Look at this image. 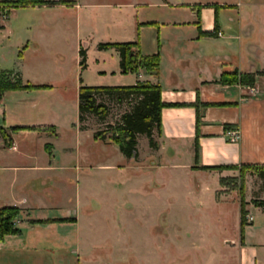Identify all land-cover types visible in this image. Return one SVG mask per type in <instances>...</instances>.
Here are the masks:
<instances>
[{"label":"rangeland","instance_id":"374dc122","mask_svg":"<svg viewBox=\"0 0 264 264\" xmlns=\"http://www.w3.org/2000/svg\"><path fill=\"white\" fill-rule=\"evenodd\" d=\"M167 1L191 5L239 4L244 16L251 20L253 41L257 42L261 35L264 40V0ZM135 3L146 7L142 14L148 19L166 18V13L169 14L160 7L163 0ZM117 10L128 13L125 20L129 21V7ZM81 11L78 25L74 22L76 11L70 9L0 11V69L15 72L23 82L51 86L39 92H7L0 102V127H4L5 119V126L54 125L60 134L54 144L60 167L69 163L65 148L80 149L82 153L92 148L90 133L78 138L72 129L77 123L78 89L105 86L95 83L94 43L114 38L105 9ZM187 13L177 9L170 15L187 20ZM27 44L29 49L24 48ZM80 46L88 50L87 65H91L83 72L78 66ZM106 66L112 70V60ZM109 107L108 125H114L128 110L126 105L109 104ZM107 141L112 144L110 135ZM15 144L19 150L29 146L39 159L38 164H44L47 154L43 143L17 136ZM2 145L0 139V208L11 206L15 198L22 197L25 200L22 208L28 212L19 213L16 220L21 222L28 223V214L30 219L76 217L68 219L74 223L65 225L23 227L21 237L11 236L4 245L0 244V264H237L236 255L228 251L240 239L238 172L236 178L225 179L221 185L224 190L215 197L203 193L196 199L190 196L192 187L184 184L181 177L172 179V183L168 176L140 171L134 166L138 160L126 161L117 147L99 152L94 169L73 163L71 171L51 174L46 169L37 172L14 169L23 162ZM145 147L146 139L142 137L139 139L142 154ZM49 178H53L51 184ZM263 189L256 172L247 171L244 178L247 223L251 222V213L256 215L255 203H260ZM261 240L264 230H249L250 244Z\"/></svg>","mask_w":264,"mask_h":264},{"label":"crops","instance_id":"0c3cea01","mask_svg":"<svg viewBox=\"0 0 264 264\" xmlns=\"http://www.w3.org/2000/svg\"><path fill=\"white\" fill-rule=\"evenodd\" d=\"M61 1H70L73 4L33 8L75 10L74 22L77 25L83 15L82 9L103 8L109 15V24L112 25L109 29L114 37L109 40L110 42L105 43L137 41L139 51L143 56H159L157 74H148L144 70H140L136 74L121 75L118 53L114 50L98 51L97 45L101 42L94 43L96 51L92 67L96 84L118 87L131 86L138 81H148L160 86V98L164 107L160 113V134L155 136L158 148L150 149L146 140V147L142 154L139 151V139L142 137L138 138V162H134L135 167L153 175H165L166 178L168 176L169 182L171 180L172 183V179L181 177L184 184L192 187L190 196H194L196 199L203 193H210L215 197L218 192L224 190L221 185L225 184V179L236 178L235 174L237 173V171H205L201 170L202 168L240 167L241 165L264 167V75H262L264 73V40L261 35L257 42L253 41L252 23L244 16L243 6L232 3L172 4L163 0L160 7L166 8L163 10H168L169 14L166 13V18L148 19L145 18V14H142L146 7H140L142 5L136 4V0H133L134 2L131 4L110 1L98 4L93 0ZM223 5L231 6V8L220 9L216 12V31L221 36L200 37L196 24L198 23L202 32H213L215 25L213 7ZM124 6L131 9L129 21L125 20L128 13L117 10ZM177 9L186 10L189 18L180 20L170 15ZM2 28L5 30V26ZM24 48L29 49V44ZM80 49L85 51V70H87L91 66L87 65L88 50L81 46ZM20 55L22 56L21 53ZM109 60H112L114 66L112 70H108L106 66ZM0 70L16 74L13 71ZM233 72L261 74L256 76L253 87L240 84H220L219 81L224 73ZM81 84H83L82 79ZM7 94L3 95L0 102ZM197 118H199L198 124ZM5 125L6 119L4 127H0L1 129L7 131L12 127L33 129V131L11 133V148L4 146L0 136L3 143L2 148L15 152L18 159L23 162L14 169H28L33 172H37V169H46L52 174L71 171L73 163L78 166L84 164V167L94 169L98 163L97 154L99 152L102 153V150L108 151V149L117 147L113 143V145H109L107 140H94L93 135L101 126L96 124L92 118L87 120L83 130L80 129L77 119V123L72 126L75 136L79 138L85 133H90L92 148L87 153H82L80 149L73 147L65 148L64 154L69 157V163L67 166L60 167L59 159L54 154V144L60 139V134L54 125ZM233 130L239 132V139L235 142L230 141L227 134ZM17 136L28 137L30 142L40 141L43 143L44 151L47 154V158H43L44 164H38L39 159L34 157L29 146L22 150L17 148L15 144ZM195 144H197V157H195ZM49 179H51V184L53 178ZM221 180H223V184H221ZM46 181L49 182V180ZM165 185H167V181ZM212 186L213 188H211ZM261 200L264 202V189ZM23 202H25L24 198H15L12 201L14 204L6 207L18 208L20 214L28 212V209L22 208ZM254 210L256 215L251 213V222H248L244 228L243 242L241 243L239 239L238 245H232L228 251L230 254L236 255L237 264H264V240L256 244L248 242L249 230L258 228L262 232L264 230V207L261 209L256 207ZM75 217L30 219L28 214V223L21 222L20 219L14 222L15 227L21 231V234L15 237L22 236L23 227L33 229L35 226L65 225V223L30 224L31 221L75 220ZM8 237L11 236H6L0 244L4 245Z\"/></svg>","mask_w":264,"mask_h":264},{"label":"trees","instance_id":"16d2710c","mask_svg":"<svg viewBox=\"0 0 264 264\" xmlns=\"http://www.w3.org/2000/svg\"><path fill=\"white\" fill-rule=\"evenodd\" d=\"M70 1H48V0H14L9 2L0 1V11L2 9H19L26 7H52L56 5H72ZM231 6H214L215 11V25L211 33L202 32L197 25L198 35L200 37H214L217 33V14L220 9H229ZM6 11V10H4ZM1 28V25H0ZM98 51L114 50L119 55V69L121 75L136 74L140 70H144L148 74H157L159 68V56H143L139 51L138 42L125 43H100L97 45ZM79 63L81 71L86 69V54L83 49L79 50ZM261 74V73H260ZM260 74H238L224 73L221 76L220 84L234 85L240 84L242 86L253 87L256 76ZM264 75V73H262ZM49 85H35L29 82H23L18 76L12 72L0 70V100L7 92L17 91H39L49 90ZM109 104H116L119 106L126 105L128 110L123 112L119 120L114 125L106 124V120L110 115ZM164 104L160 98V86L151 84L148 81L136 82L131 86H80L78 89V123L80 129H85V124L88 119L92 118L96 124L100 125L94 135V140L105 141L110 135V141L118 147L120 154L126 160L137 159L138 157V138L144 137L150 149L155 150L158 144L155 141V136L160 134L161 122L160 113ZM199 118H197V124ZM105 127V128H103ZM23 131H33L30 128L12 127L9 131L0 128V136L6 148L12 147L11 133H18ZM195 157H197V144H195ZM205 171H237L239 173V226H240V242H243V232L247 226L244 201V178L247 171L256 172L262 180L264 186V167L262 166H247L240 167H213L202 168ZM223 184V180H221ZM255 207L263 208L264 202L255 203ZM20 210L15 207L0 208V242L6 236H19L20 229L15 227L14 221L18 217ZM74 223L73 220H56V221H31L30 224L43 223Z\"/></svg>","mask_w":264,"mask_h":264},{"label":"built area","instance_id":"2783aa9c","mask_svg":"<svg viewBox=\"0 0 264 264\" xmlns=\"http://www.w3.org/2000/svg\"><path fill=\"white\" fill-rule=\"evenodd\" d=\"M216 35H217V37L221 36L219 32H217ZM227 134L229 136L230 141H233V142L238 141L239 132L237 130L230 131Z\"/></svg>","mask_w":264,"mask_h":264}]
</instances>
